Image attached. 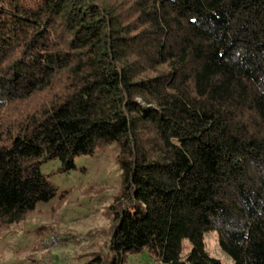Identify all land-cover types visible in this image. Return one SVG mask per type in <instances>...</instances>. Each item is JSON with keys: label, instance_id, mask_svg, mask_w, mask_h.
Masks as SVG:
<instances>
[{"label": "trees", "instance_id": "16d2710c", "mask_svg": "<svg viewBox=\"0 0 264 264\" xmlns=\"http://www.w3.org/2000/svg\"><path fill=\"white\" fill-rule=\"evenodd\" d=\"M113 143L108 239L83 264H225L209 232L264 264V0H0V226L57 195L43 162Z\"/></svg>", "mask_w": 264, "mask_h": 264}, {"label": "rangeland", "instance_id": "374dc122", "mask_svg": "<svg viewBox=\"0 0 264 264\" xmlns=\"http://www.w3.org/2000/svg\"><path fill=\"white\" fill-rule=\"evenodd\" d=\"M116 153L113 143L78 156L76 168L67 172L58 170V159L43 162L41 171L56 187L57 195L21 221L0 226V264H83L92 253L103 252L111 225L108 207L120 188ZM51 235L58 238L57 246L46 245ZM206 247L223 263L233 264L219 247L215 232L206 235ZM189 248L184 240V254ZM129 261L156 263L146 250L130 255Z\"/></svg>", "mask_w": 264, "mask_h": 264}, {"label": "built area", "instance_id": "2783aa9c", "mask_svg": "<svg viewBox=\"0 0 264 264\" xmlns=\"http://www.w3.org/2000/svg\"><path fill=\"white\" fill-rule=\"evenodd\" d=\"M46 245L52 247V246H57L59 244V240L56 236L51 235L47 240H46Z\"/></svg>", "mask_w": 264, "mask_h": 264}]
</instances>
